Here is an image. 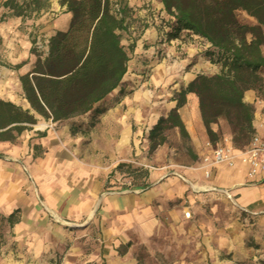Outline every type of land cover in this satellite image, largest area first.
Masks as SVG:
<instances>
[{"label":"crops","instance_id":"obj_1","mask_svg":"<svg viewBox=\"0 0 264 264\" xmlns=\"http://www.w3.org/2000/svg\"><path fill=\"white\" fill-rule=\"evenodd\" d=\"M128 1L133 6L142 0ZM52 5L55 10L66 11L58 2ZM156 5L161 13L165 12L161 0H156ZM71 17L66 11L52 25L43 22L39 37H46L45 51L47 38L64 30ZM144 31L138 40L140 46L154 44L157 39L162 41L156 25L147 26ZM11 32L9 44L13 50L18 46L17 39H23L22 53L16 51L11 56L14 64H25L15 75H7L5 81H11L15 90L2 99L29 109L37 123L14 143L0 142V215L4 218L0 224V264H52L54 257L64 255L65 242L74 237L60 223L82 222L92 215L101 185L99 177L106 169L102 162L116 159L117 149L119 154L126 155L131 147L133 110L122 106L103 111V106L95 105L89 113L68 122L73 124L76 119L89 123L97 115L98 122L90 134L92 139L85 132L73 140L70 124L45 120L25 99L19 76L32 70L37 56L31 53L32 42L22 38L16 27L0 25L2 40ZM255 98L253 91L245 93L248 103H253ZM175 106L176 103L170 106L168 112ZM257 107L253 125L264 137V111L262 106ZM178 111L198 160L175 164L173 175L166 178L160 177L169 171L156 172L153 183L146 189H138L137 193L107 197L104 211L109 223L118 227L119 219L124 217L139 224L150 242V250L155 248L157 254L171 258L172 264H259L264 259V175L251 180L248 167L236 163L234 166L220 164L206 177L202 159L207 155L210 141L198 97L187 95V102ZM147 117L141 113L139 125ZM140 132L143 135L142 128ZM81 144L87 146L86 151L80 148ZM167 151L168 148L160 147L154 153V161L166 158ZM225 190L235 196L237 206ZM186 206L192 212L190 219L184 216ZM16 210V221L11 225L8 218ZM83 246L78 242L73 253H65V264L97 262L100 251L96 249L85 260Z\"/></svg>","mask_w":264,"mask_h":264},{"label":"trees","instance_id":"obj_2","mask_svg":"<svg viewBox=\"0 0 264 264\" xmlns=\"http://www.w3.org/2000/svg\"><path fill=\"white\" fill-rule=\"evenodd\" d=\"M161 1L172 24L166 41L180 38L184 31L203 39L209 54L217 55L221 71L198 75L179 90L176 106L149 131L150 153L179 136L173 146L189 154L191 162L198 160L178 111L189 94L198 97L211 144H217L214 126L223 118L231 129L233 146L246 149L256 129L255 108L245 100V93L255 91L264 99V0ZM60 5L72 14L68 28L49 38L47 51L37 55L31 71L19 76L31 108L45 120L59 123L89 113L118 89L138 40L132 38L128 48L122 43L132 27L128 0H60ZM1 6L9 17L34 19L51 7V0H3ZM235 10L247 13L256 23L239 21ZM24 64L13 68L19 70ZM36 123L29 109L0 97V142L14 143ZM15 213L8 218L11 225Z\"/></svg>","mask_w":264,"mask_h":264},{"label":"rangeland","instance_id":"obj_3","mask_svg":"<svg viewBox=\"0 0 264 264\" xmlns=\"http://www.w3.org/2000/svg\"><path fill=\"white\" fill-rule=\"evenodd\" d=\"M2 1L0 0V25L16 27L22 38L25 37L32 42L31 49L35 50L34 55L44 54L46 51L43 48V44L46 37H39L43 31L42 25L46 21L49 25L54 24L55 20L66 12L61 9L55 10L53 7L52 4L56 2L60 4V0H51V7L47 11L34 19L25 20L7 16V11H4L1 6ZM131 8L132 15L129 18L132 26L131 34H124L123 45L128 48L132 38L139 40L140 36L144 34L146 27L152 25L157 26L159 37L162 38V41L157 39L154 44L140 46L137 40V46L133 53L130 54L129 69L122 84L115 90L114 95L110 94L97 103L96 106H103L101 107L103 111H107L110 107L124 106L127 109L131 108L133 110L134 124L133 143L126 155L119 154L120 152L117 149L116 159H107L102 162L106 169L102 170L99 177L101 185L97 192L92 215L85 217L82 222L60 223L67 233L74 234V241L65 242L64 255L54 257L52 264H65L63 257L67 253H73L77 249L78 242L84 244L85 260L96 249L100 251L97 262L85 261L82 264H172L171 258L157 254L155 248L150 250L148 246L150 242L148 243L146 240V236L139 224L126 221L124 217L119 219L121 221L120 226L115 227L110 224L109 217L104 211V201L111 195L125 196L130 193H137L138 189H146L147 186L153 183V176L156 172L169 171L160 177L166 178L173 175L171 171H175V164L191 163L189 154L183 150H177L176 145L173 146L176 140L180 141L179 136L173 137L171 145L160 146L168 148L166 158L161 161H154V153L160 147L156 152L150 153L149 131L156 124L157 118L166 116L169 107L177 103V99L180 98L178 92L182 87L194 80L198 75L212 76L219 73L221 71V63L217 61L218 57L216 54L213 56L209 54L210 48L206 41L186 31L181 33L180 38L166 41V34L170 32L172 24L169 16L165 12L161 13L159 11L156 0L138 1ZM233 15L243 23H256L255 19L243 11L235 10ZM69 23L64 30L68 28ZM11 36L12 32L5 38V41L0 37L1 98H6L8 94L15 90L12 82L7 83L5 80L10 75H15L16 71H18L13 68L16 64H14V59L11 56L16 51L17 53H22L23 51L21 43L23 39H17L18 46H15V50H13L11 44H9ZM17 58L19 59L20 57ZM253 92L256 98L251 104L254 106L255 112L258 108L257 106H262V111H264V99L255 91ZM141 113L147 114L148 117L143 119V123L139 125L138 121ZM69 121L60 123L65 124ZM90 122L94 124L92 125ZM90 122L80 123V121L74 119L73 124L68 123L70 124L68 125L69 134L72 139L77 140L85 132L90 136L98 122L97 115L92 117ZM140 128L143 130V135H141ZM214 128L219 135L217 144L224 143L225 138L232 142L231 129L223 118L219 120ZM207 146L209 147L208 155L211 147L215 145L210 143ZM77 148L78 145L75 144L74 149ZM80 148L83 151L87 150V146L83 144L80 145ZM104 154L108 158V153L105 152ZM3 222L4 218L0 215V224L2 225ZM114 234H116L115 237ZM109 238H111L110 241H107ZM80 239L83 241H78ZM221 258L224 259V256ZM259 264H264V259Z\"/></svg>","mask_w":264,"mask_h":264},{"label":"built area","instance_id":"obj_4","mask_svg":"<svg viewBox=\"0 0 264 264\" xmlns=\"http://www.w3.org/2000/svg\"><path fill=\"white\" fill-rule=\"evenodd\" d=\"M202 163L206 177H210L213 169L220 164L234 166L240 163L248 167V176L254 180L257 176L264 175V137L256 132L249 146L244 150L236 149L232 142L225 138L224 143L211 147L210 154L203 157ZM225 194L237 206L231 191L225 190ZM184 216L188 219L192 218V212L188 206L184 208Z\"/></svg>","mask_w":264,"mask_h":264},{"label":"bare ground","instance_id":"obj_5","mask_svg":"<svg viewBox=\"0 0 264 264\" xmlns=\"http://www.w3.org/2000/svg\"><path fill=\"white\" fill-rule=\"evenodd\" d=\"M114 93H115V91L111 92V94H114Z\"/></svg>","mask_w":264,"mask_h":264}]
</instances>
